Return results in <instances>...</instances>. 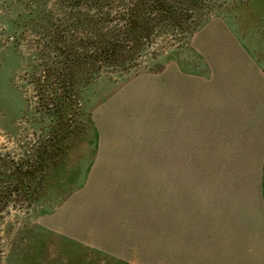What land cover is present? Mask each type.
I'll use <instances>...</instances> for the list:
<instances>
[{"label": "rangeland", "instance_id": "1", "mask_svg": "<svg viewBox=\"0 0 264 264\" xmlns=\"http://www.w3.org/2000/svg\"><path fill=\"white\" fill-rule=\"evenodd\" d=\"M54 2L45 6L34 0H0V157L4 161H19L32 155L42 142L59 140L42 131L46 123L38 120L42 116L39 111L45 112L46 106H39L31 81L33 76L41 77L55 59L44 39L27 23L32 13L49 10ZM213 20H222L231 27L264 73V0H200L188 12L189 27L169 29L155 36L126 69L104 68L83 80L67 102L65 123L69 132L60 140L63 150L55 157V164L43 163L42 172L35 169L33 179L22 181L29 192L11 194L7 199L10 205L0 216V264H155L156 212L161 208L157 172L108 171L109 166L128 168L114 164L105 166V171L87 174L97 151L92 112L134 78L166 66L178 63L190 65L198 73L206 71L191 41ZM58 62L56 68L62 69ZM44 94L48 95V89ZM140 115L141 120L148 119ZM127 119L121 118V123L102 119L105 134L123 139L119 140L122 149L131 147L132 133L145 137L155 132L152 123L132 125ZM251 119L259 121L237 124L233 132L231 125H222V132L217 133L220 138L215 140H203L202 136L209 135L197 132L198 152L221 153L206 158L222 166H213L218 167L214 171H196L194 178L197 186L206 185V205L212 204L213 211L218 208L222 216L227 215L230 226L241 227L242 231H264V112ZM114 142L109 141L111 146ZM143 143L141 139L138 147L143 148ZM142 175L144 180H140ZM2 181L1 186L9 184V178ZM93 196L131 199L132 204L126 207H131L132 217L140 218L118 222L133 230L113 231L117 238L114 240L108 238L109 231L62 229L60 225L69 227L72 222L83 225L82 221L88 220L83 218L86 216L90 218L88 223L94 224L93 207L106 205L85 203L94 200ZM67 198L75 202L68 204ZM139 200L142 203H134ZM139 225L146 231H134Z\"/></svg>", "mask_w": 264, "mask_h": 264}, {"label": "crops", "instance_id": "2", "mask_svg": "<svg viewBox=\"0 0 264 264\" xmlns=\"http://www.w3.org/2000/svg\"><path fill=\"white\" fill-rule=\"evenodd\" d=\"M191 42L205 65V72L198 73L190 65L175 63L159 73L134 78L95 108L92 120L97 128V151L86 173L96 174L114 164L128 168L109 166L107 170L157 172L161 208L156 212L155 264H264V231H242L241 227L230 226L227 215L222 216L218 208L213 211L212 204L206 205V185L197 186L194 178L196 171H214L218 167L213 166H222L221 162L213 163L206 158V155L221 156V153L198 152L197 132L209 135L202 136L203 140H215L220 138L221 134L217 133L222 132V125H231L233 132L237 124L258 122L251 118H258L264 112V73L222 20L208 22ZM141 113L148 119L141 120ZM125 117L132 125L154 124L155 134L141 137L132 133L131 147L122 149L119 140L123 139L105 134L102 119L121 123L120 119ZM244 117L250 120L241 119ZM211 133H215L214 137ZM141 139L143 148L138 147ZM111 140L115 141L112 146ZM140 180H144L143 175ZM93 198L85 203L106 207H93L92 226L86 216L83 218L88 220L82 221L83 225L72 222L69 227H60L67 231H109L108 238L114 240L117 238L113 231L133 230L118 222L140 218L132 217L131 207H126L132 204L131 199ZM74 200L67 198L66 201L72 204ZM134 203L140 204L142 200ZM222 221L227 224L222 226ZM134 231L146 229L139 225Z\"/></svg>", "mask_w": 264, "mask_h": 264}, {"label": "trees", "instance_id": "3", "mask_svg": "<svg viewBox=\"0 0 264 264\" xmlns=\"http://www.w3.org/2000/svg\"><path fill=\"white\" fill-rule=\"evenodd\" d=\"M51 1L34 0L45 6H50ZM199 1L55 0L49 10L31 14L28 25L44 39L55 62L62 65V69L56 68L52 62L41 77L31 78L39 106H46L45 112L39 111L42 116L38 120L46 123L42 131L59 140L42 142L32 155L19 161H4L0 157V216L10 205L7 199L11 194L29 192L22 181L33 179L35 169L42 172L46 161L55 164V157L61 154L60 140L69 132L65 123L67 102L78 85L98 70L126 69L155 36L169 29L189 27L188 12ZM4 178H9V184L1 186Z\"/></svg>", "mask_w": 264, "mask_h": 264}]
</instances>
